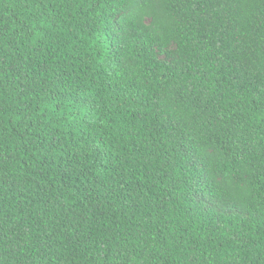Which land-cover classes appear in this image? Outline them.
<instances>
[{
    "label": "trees",
    "instance_id": "16d2710c",
    "mask_svg": "<svg viewBox=\"0 0 264 264\" xmlns=\"http://www.w3.org/2000/svg\"><path fill=\"white\" fill-rule=\"evenodd\" d=\"M0 264H264V0H0Z\"/></svg>",
    "mask_w": 264,
    "mask_h": 264
}]
</instances>
